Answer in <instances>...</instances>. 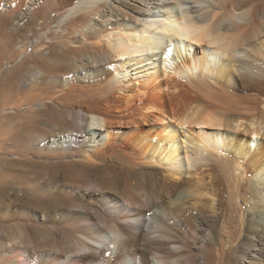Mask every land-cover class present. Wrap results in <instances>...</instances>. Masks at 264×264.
Wrapping results in <instances>:
<instances>
[{
	"label": "bare ground",
	"instance_id": "obj_1",
	"mask_svg": "<svg viewBox=\"0 0 264 264\" xmlns=\"http://www.w3.org/2000/svg\"><path fill=\"white\" fill-rule=\"evenodd\" d=\"M189 1L55 0L48 7L70 14L60 23V37L85 36L74 61L76 68L95 70L86 72L95 83L68 87V108L55 111L61 130L50 122L42 127L36 117L28 122V151L89 140L94 145L82 152L92 156V146L105 151L119 137L112 124L124 122L130 127L125 154L159 171L150 188L125 173L110 189L86 171L67 170L64 179L76 196L73 249L44 260L13 238L12 264H264V0H192L194 6L180 8ZM192 8L199 14L191 15ZM83 51L96 55L82 58ZM59 55L41 59L33 78L72 60ZM108 103L114 107L103 109ZM17 119L10 117L11 148ZM104 132L108 148H99L106 146H95ZM19 155L31 164L23 173L40 184V193L55 188L54 163ZM63 196L41 201L70 202ZM59 216L44 215L47 221Z\"/></svg>",
	"mask_w": 264,
	"mask_h": 264
},
{
	"label": "rangeland",
	"instance_id": "obj_2",
	"mask_svg": "<svg viewBox=\"0 0 264 264\" xmlns=\"http://www.w3.org/2000/svg\"><path fill=\"white\" fill-rule=\"evenodd\" d=\"M48 1L0 0V186H3L0 187V264H12V262L15 261L12 250L13 244L11 242L13 238H15L14 242L17 241V245L18 243H24L32 254H38L41 259L44 260L50 253H68L73 249L74 237L77 232L76 229H73L72 227L71 220L74 219L73 214L70 213L73 212V210L70 208H73L76 202V196L74 197V193L71 194L72 185L67 183V180L64 179V174L67 170L70 169L71 171L79 172L86 171L89 175L91 174L94 179L96 178L101 182L103 181L105 187L107 185L110 189H117L118 185L123 182L127 173H131V175L134 176L132 178L133 183L150 188L152 186V177L154 176V173L159 171L158 168L153 165L135 163L127 154H125L123 147L129 137L128 134L125 135V133L130 130V127L124 122H116L112 124L114 132L116 131L115 133L120 138L117 137V139L112 141L113 144H110V147L108 148L107 143L109 142V139L104 132L101 138L105 139H102L101 142H98L97 140L95 146L106 141V146L101 144L99 148L107 147L108 149L101 151L96 150L98 147L95 148L92 146L95 150L93 151L92 156H87L82 152L86 149L85 145H94V142L89 140L85 142L75 141V143L68 147H63L62 145L45 146V148L43 147L36 151L34 149L35 147L32 145L31 147L34 151H28V145L26 144L28 135H26L27 132L24 133V127L28 129V122L30 120L34 121L33 119L37 118V123H41L42 127H45V123L50 122L55 126V129L61 130L56 123V119L61 120L62 117H60L55 111H64L68 108L67 106H69V104L66 103L71 102V96L73 95V92H68L70 89L68 87L73 85L72 83L81 85L95 83L94 81L90 82L88 78H86V72H88V69L86 67L76 68L74 61V59H77L78 54L74 49L77 47L78 49L85 47L87 42L85 36L82 34L80 37L72 38L69 37L68 32H64V35L60 37L62 29L60 23L69 18L70 14L66 13L64 15V12L59 11L54 7V9H49L48 7L51 6L52 2L55 0ZM56 1L60 2V0ZM61 1L65 2L69 0ZM191 1L192 0L179 7L183 9L194 6L195 4ZM45 2L49 5L45 4ZM45 5H47V7ZM198 5L201 7L206 6L205 3ZM192 10L191 15H196L200 12H196V9L194 8H192ZM66 15L68 16L65 17ZM66 34L67 36L64 37ZM55 53H60V58L57 57V59L72 60H68L56 70L45 71L44 69H41L39 73H41L42 70L44 74L47 73L45 75L41 73L43 76L40 75L41 79L39 80L34 79L33 72L38 73L39 69L35 68V65L40 63V60L44 57L52 59L51 62H53V59L56 58L54 57ZM93 55H96L95 52L91 54L87 53V51H83L81 57L84 58L85 56V58H88V56ZM91 59H93V57ZM66 64L69 66L68 68H66ZM94 71L95 70L91 69L88 74H92ZM33 79L35 80V83L33 82ZM36 83L37 87L35 85ZM30 86L32 88H30ZM61 92H63V95ZM37 94H40L39 99H34L32 102L24 100L27 97L34 98ZM58 94L62 95L59 96L62 100L58 99V101L55 98ZM22 101L24 103H22ZM62 107L64 108L63 110H61ZM112 107H114V105L111 103L103 105V109L105 110L111 109ZM12 115H16L19 119L15 121V127L17 130H20V127H23V130L20 132L19 130L18 132H16L17 130L15 131V142L12 144L11 148L7 140L9 138L8 136H11L9 127L12 122L10 120ZM90 118L92 119V117ZM66 119L69 121L75 120L68 115L66 116ZM93 120L100 122L101 119L98 117L95 119L93 118ZM66 127L70 128L69 125ZM66 148L69 149L67 150L66 157L60 156L62 153L65 154L63 150ZM20 152L26 154L29 160L43 163L44 166L46 163H54L53 167L56 168L57 176H55V180H57V183L54 185L55 188H52L53 190L48 189L46 192L42 191V193H40V189L37 186L40 184L37 181H34V179H31L32 177H29L28 179L26 178L24 173L28 169L30 170L31 164L23 162L20 159ZM71 152H74L73 154L75 155L70 156L69 154H71ZM13 158L15 160H13ZM12 173L16 174L17 178H14ZM22 179L24 181H22ZM83 183L84 181L81 180L80 185H83L84 187L85 184ZM35 188H37V190H35ZM50 195H64L63 197L67 198L70 202L65 200L61 202L54 199L51 206H46L42 201L48 199V196ZM86 197L87 196H85V198ZM22 198L25 199L23 200ZM82 207L83 206L81 205V208ZM23 209L24 212H22ZM241 210V207L238 208L239 213L236 212V220L234 222L238 234L236 238H238L241 233ZM45 213L59 214L61 217L59 216L58 218H54V220L50 219L47 221L44 217ZM63 214H67L65 216L66 219L65 217H62ZM33 216L35 217L33 218ZM226 234L227 236H223L224 240H230L231 237L229 233ZM10 244L12 245L10 246ZM199 257H201V253L198 252L197 259Z\"/></svg>",
	"mask_w": 264,
	"mask_h": 264
}]
</instances>
